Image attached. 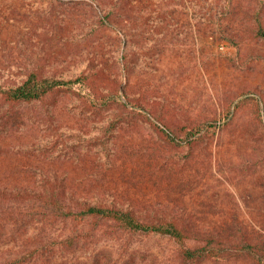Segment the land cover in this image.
Instances as JSON below:
<instances>
[{"label":"rangeland","instance_id":"1","mask_svg":"<svg viewBox=\"0 0 264 264\" xmlns=\"http://www.w3.org/2000/svg\"><path fill=\"white\" fill-rule=\"evenodd\" d=\"M260 26L264 0H0V72L73 78L104 68L120 72L123 100L174 128L217 124L204 138L175 144L129 107L110 136L118 109L90 108L74 91H58L7 108L0 183L32 182L43 170L77 195L118 200L144 216L209 225L236 215L257 224L264 217ZM100 222L91 241L55 261L178 264L170 239L115 235Z\"/></svg>","mask_w":264,"mask_h":264},{"label":"trees","instance_id":"2","mask_svg":"<svg viewBox=\"0 0 264 264\" xmlns=\"http://www.w3.org/2000/svg\"><path fill=\"white\" fill-rule=\"evenodd\" d=\"M259 34L264 37V26H260ZM108 72L92 68L73 78L38 69L0 72V126L5 124L10 108L72 90L90 108L119 110L110 118L108 131L112 136L125 110L146 106L123 100L128 95L120 72H111L113 77ZM144 111L136 112L145 115L159 137L170 143H192L217 126L201 122L174 128ZM38 174L39 179L28 183H0V264H73L71 260L57 263L54 257L59 251L75 250L91 241L102 225L100 221H105L111 228L107 230L115 235L170 239L176 244L174 257L178 264H264V217L256 221L257 227L236 215L209 225L192 216H144L118 200L77 195L56 173L41 170ZM87 224L93 226L87 229Z\"/></svg>","mask_w":264,"mask_h":264}]
</instances>
